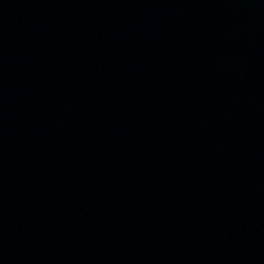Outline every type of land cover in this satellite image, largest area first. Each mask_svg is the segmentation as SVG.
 <instances>
[{
	"label": "water",
	"instance_id": "1",
	"mask_svg": "<svg viewBox=\"0 0 264 264\" xmlns=\"http://www.w3.org/2000/svg\"><path fill=\"white\" fill-rule=\"evenodd\" d=\"M0 264H264V0H0Z\"/></svg>",
	"mask_w": 264,
	"mask_h": 264
}]
</instances>
